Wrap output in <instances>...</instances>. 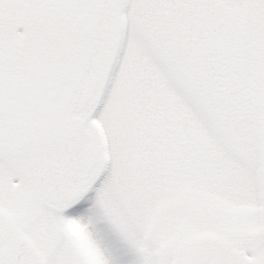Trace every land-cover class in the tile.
I'll use <instances>...</instances> for the list:
<instances>
[{
	"label": "snow or ice",
	"instance_id": "6c2138e0",
	"mask_svg": "<svg viewBox=\"0 0 264 264\" xmlns=\"http://www.w3.org/2000/svg\"><path fill=\"white\" fill-rule=\"evenodd\" d=\"M0 264H264V0H0Z\"/></svg>",
	"mask_w": 264,
	"mask_h": 264
}]
</instances>
